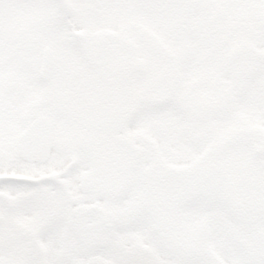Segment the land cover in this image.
Listing matches in <instances>:
<instances>
[{"label": "snow or ice", "instance_id": "6c2138e0", "mask_svg": "<svg viewBox=\"0 0 264 264\" xmlns=\"http://www.w3.org/2000/svg\"><path fill=\"white\" fill-rule=\"evenodd\" d=\"M0 264H264V0H0Z\"/></svg>", "mask_w": 264, "mask_h": 264}]
</instances>
